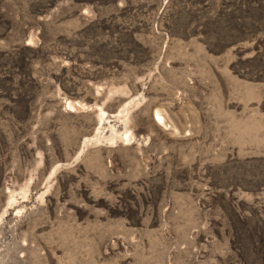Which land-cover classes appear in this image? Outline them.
I'll use <instances>...</instances> for the list:
<instances>
[{"label": "rangeland", "instance_id": "374dc122", "mask_svg": "<svg viewBox=\"0 0 264 264\" xmlns=\"http://www.w3.org/2000/svg\"><path fill=\"white\" fill-rule=\"evenodd\" d=\"M0 264H264V0H0Z\"/></svg>", "mask_w": 264, "mask_h": 264}, {"label": "bare ground", "instance_id": "6f19581e", "mask_svg": "<svg viewBox=\"0 0 264 264\" xmlns=\"http://www.w3.org/2000/svg\"><path fill=\"white\" fill-rule=\"evenodd\" d=\"M156 118L158 119V121L165 124L166 119L160 113H156Z\"/></svg>", "mask_w": 264, "mask_h": 264}]
</instances>
